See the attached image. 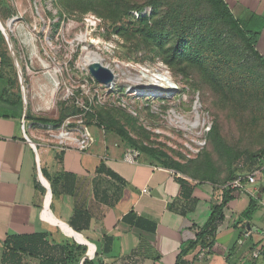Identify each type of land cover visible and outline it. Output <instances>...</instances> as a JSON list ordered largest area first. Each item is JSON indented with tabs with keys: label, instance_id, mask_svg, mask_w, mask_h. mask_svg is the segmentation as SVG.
I'll return each instance as SVG.
<instances>
[{
	"label": "rangeland",
	"instance_id": "1",
	"mask_svg": "<svg viewBox=\"0 0 264 264\" xmlns=\"http://www.w3.org/2000/svg\"><path fill=\"white\" fill-rule=\"evenodd\" d=\"M150 1L0 0V53L41 182L47 158L93 145L91 127L124 155L219 186L263 162L255 156L264 152V63L215 0ZM153 8L167 24L142 31L138 21L151 25ZM27 34L49 68L32 57ZM87 52L130 76L99 82L84 63ZM51 70L57 95L45 108L38 93L52 86ZM155 71L172 87H144ZM81 132L89 136L84 150L75 144Z\"/></svg>",
	"mask_w": 264,
	"mask_h": 264
},
{
	"label": "crops",
	"instance_id": "2",
	"mask_svg": "<svg viewBox=\"0 0 264 264\" xmlns=\"http://www.w3.org/2000/svg\"><path fill=\"white\" fill-rule=\"evenodd\" d=\"M224 2L237 18L256 17L264 58V0ZM10 86L0 56V264H264L250 257L264 243V167L226 204L208 250L195 245L178 257L221 201L222 186L149 160L129 163L96 127L88 150H64L42 163L43 183ZM251 198L258 208L246 220L241 213ZM11 236L35 240L37 253L6 250Z\"/></svg>",
	"mask_w": 264,
	"mask_h": 264
},
{
	"label": "trees",
	"instance_id": "3",
	"mask_svg": "<svg viewBox=\"0 0 264 264\" xmlns=\"http://www.w3.org/2000/svg\"><path fill=\"white\" fill-rule=\"evenodd\" d=\"M152 1V0H151ZM151 1L149 3H151ZM217 4L221 7V9L224 11L225 15L230 19L231 23L236 27L239 32L241 33L246 47L256 55L258 59H260L264 63V58L258 53L256 49V44L258 41L259 33H260V23L256 19V17L252 16L247 19H241L234 16V14L230 11V9L227 7L224 0H215ZM110 2H114L116 5L119 4V0H110ZM134 8H140L141 5H135L132 6ZM152 15L153 17L156 16V19L152 22L151 25H148L147 22L149 19L142 18L138 22L142 25L141 30H153V29H162L165 28L167 24V18L160 14V12L157 10V8H153ZM182 39H186V34H183ZM184 45V44H183ZM186 49V48H185ZM184 49V50H185ZM0 56L2 58L3 64L5 63L4 56L0 53ZM181 61V58L179 59ZM256 158H263L264 162V152L259 153ZM167 167V166H166ZM236 176L231 177L229 180H227L224 184L234 179ZM222 184V185H224ZM221 185V186H222ZM235 197L233 194V190L231 189H223L222 192V198L219 203H216L212 206V212L207 220V222L203 225L202 228H200L196 233L195 240L189 242L187 246L182 249L178 255L180 257L183 253L187 252L189 249L194 247L195 245H199L200 248L204 247H210L213 243V238L216 233V229L221 224L224 214L223 210L226 206V204L232 200ZM258 208V200L255 198H251L249 201L248 206L246 209L241 213V218H244L246 220L250 219V217L254 214V212ZM246 226V225H245ZM244 226V227H245ZM4 248L7 250H10L13 253H28L30 255H34L38 251V243L35 240H32L31 238H21L19 236H11L8 237L4 243ZM61 251L64 253L67 251V247L65 245L60 246ZM252 247L250 251L253 249ZM66 250V251H65ZM66 259H71V252L68 251L66 254ZM65 259V258H64ZM83 264H93L90 261L85 260Z\"/></svg>",
	"mask_w": 264,
	"mask_h": 264
},
{
	"label": "bare ground",
	"instance_id": "4",
	"mask_svg": "<svg viewBox=\"0 0 264 264\" xmlns=\"http://www.w3.org/2000/svg\"><path fill=\"white\" fill-rule=\"evenodd\" d=\"M29 12H30V10H29ZM6 28H8V27L6 26ZM26 39H27L28 43L31 45L32 57L36 56V58L39 59L40 63L42 64V66L44 68H49V66H50L49 63L46 60H43L42 58L38 57L37 50H36L34 40H33V36L28 35V38H26ZM83 60H84L85 65H87V66H90L94 63H100L101 64V58L99 57L98 54H96L94 52H87V54L84 56ZM55 74L56 73L53 70L47 72L48 80L52 83V86L49 87L47 84H41L40 85V90H39L38 96H39L40 100L42 101L43 105L45 106V108H47L55 100V96L57 95L56 91L58 88V83H57V80H56L57 77L55 76ZM129 76H130V73H128V71H119V73H116L114 75V77H115L114 82H121L124 80V78L129 77ZM143 86L148 88V89L149 88H154V89H157V88L160 89L161 88V89H163V87H172V82L170 81V78H165L164 74H162V72L155 71V72H151L149 75L146 76V78L143 82ZM32 97H33V95H32ZM35 111H37V110H35ZM182 122H184V121H182ZM186 123H188V122H186ZM199 123H200V121H199V118L197 117L196 121L194 123H189V124L191 126L195 127V126L199 125ZM78 142H79V140L76 141L75 144H77Z\"/></svg>",
	"mask_w": 264,
	"mask_h": 264
},
{
	"label": "built area",
	"instance_id": "5",
	"mask_svg": "<svg viewBox=\"0 0 264 264\" xmlns=\"http://www.w3.org/2000/svg\"><path fill=\"white\" fill-rule=\"evenodd\" d=\"M136 16H138V14H136ZM80 135L81 136L78 137L79 142L77 143V145L81 150H84L89 144V136L86 132H81ZM124 159H125V161H127L129 163H135L138 159V156H137V154H134V153H128V154L124 155ZM263 167H264V164L262 162L260 165H257L254 168H252L249 172H247L245 174L237 175L234 179H232L231 181L222 185V188L233 190V194L235 196L243 194L245 186L246 185H252L255 183L257 177L261 174ZM146 191H147L146 188L143 189V192H146ZM223 214H225V213H223ZM225 219H226V217H225ZM206 250H208V247L201 248L202 252H206ZM250 257L252 259H259V258L264 259V243H262L258 246H255L250 251Z\"/></svg>",
	"mask_w": 264,
	"mask_h": 264
},
{
	"label": "water",
	"instance_id": "6",
	"mask_svg": "<svg viewBox=\"0 0 264 264\" xmlns=\"http://www.w3.org/2000/svg\"><path fill=\"white\" fill-rule=\"evenodd\" d=\"M90 74L99 82L106 84L114 79V72L100 63H94L88 67Z\"/></svg>",
	"mask_w": 264,
	"mask_h": 264
}]
</instances>
